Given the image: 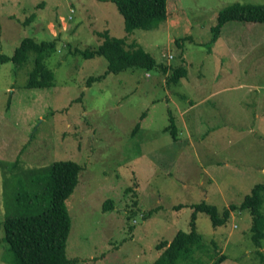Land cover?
<instances>
[{
	"label": "rangeland",
	"instance_id": "374dc122",
	"mask_svg": "<svg viewBox=\"0 0 264 264\" xmlns=\"http://www.w3.org/2000/svg\"><path fill=\"white\" fill-rule=\"evenodd\" d=\"M234 3L264 0H165L164 18L125 32L110 0H0V53H14L24 36L56 38L44 51L49 88L24 87L35 51L20 65L0 63V224L46 206L26 198L44 186L32 172L56 161L80 167L64 200L70 264H150L159 240L190 228V204L206 201L219 213L239 205L264 179V21H227L212 39L219 12ZM104 30L149 52L165 74L129 67L85 86L105 72L106 57L69 49L96 47ZM177 66L184 76L167 83ZM169 116L176 139L163 129ZM259 208L264 215V199ZM250 221L247 208L230 209L216 226L197 211L200 239L177 264L219 255L218 264H264V234L253 245ZM0 264H17L2 226Z\"/></svg>",
	"mask_w": 264,
	"mask_h": 264
},
{
	"label": "trees",
	"instance_id": "16d2710c",
	"mask_svg": "<svg viewBox=\"0 0 264 264\" xmlns=\"http://www.w3.org/2000/svg\"><path fill=\"white\" fill-rule=\"evenodd\" d=\"M110 1L115 5L122 18V26L125 32L133 28L148 29L153 20L162 19L165 15V0ZM231 20L262 22L264 21V5L234 3L224 8L219 12L216 24L211 27V31H213L211 38L216 39L222 25ZM100 34L105 35V37L96 47H84L82 49L73 47L72 50L69 49L72 51L71 53L85 58L94 55L106 57L107 68L105 72L97 76H89L85 80V86H90L93 81L103 79L108 73H118L129 67H141L145 70L158 68L165 74L167 68L162 63L157 64L153 56L142 47L133 45V43H130V47L126 46L123 37L111 36L107 30L100 32ZM55 40V37H50L38 41L32 36H24L15 47L14 53L11 55L0 53V63L12 61L20 65L26 60L28 51H35L34 66L28 73L24 87L28 89L49 88L52 86V72L43 62L44 51L50 47L52 49ZM176 44L180 45L178 41ZM184 73V66L174 67L166 82L174 83L184 76ZM9 103L10 99L7 101V107ZM142 116L143 114L140 115V118ZM169 119V124L163 129L169 130L171 138L176 139L177 135L170 116ZM79 171L80 167L72 161H56L47 168L32 172L33 175H36V179L31 180L33 184L38 185L43 182L44 186L37 196L35 192H32L31 196H27L26 199L35 205L37 199L42 197L43 201L47 203L46 206L38 211L25 213L18 211L8 214L3 217L0 224L3 227V238L12 249L17 264H70L76 261V258H67L64 252L69 227V216L64 200L76 185ZM263 199L264 179L250 188L249 193L244 196L239 205L230 204L221 213L218 212L216 205L208 204L206 201L190 204L193 207L189 221L190 228L188 230L178 229L170 240H159L155 244L156 248H160L159 255L150 264H177L180 258H185L191 254V248L194 244H198L200 239L195 228L197 211L208 214L212 225L216 226L225 222L230 209L247 208L251 214L249 229L252 232L249 237L253 245L258 246L260 237L264 234L263 231L261 232V228L264 227H262L264 215L259 208ZM20 200L21 198L18 202ZM103 205L112 206L111 199L104 200ZM28 206L30 205L28 204ZM180 206L182 204L175 205V207ZM155 208L157 206L147 209L145 214H150ZM223 259L224 255H219L212 263L218 264Z\"/></svg>",
	"mask_w": 264,
	"mask_h": 264
},
{
	"label": "built area",
	"instance_id": "2783aa9c",
	"mask_svg": "<svg viewBox=\"0 0 264 264\" xmlns=\"http://www.w3.org/2000/svg\"><path fill=\"white\" fill-rule=\"evenodd\" d=\"M170 56V55H169Z\"/></svg>",
	"mask_w": 264,
	"mask_h": 264
}]
</instances>
